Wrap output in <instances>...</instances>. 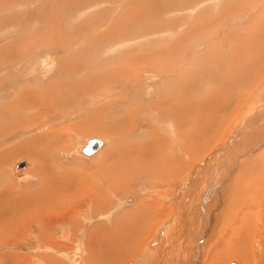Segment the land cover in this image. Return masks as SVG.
Masks as SVG:
<instances>
[{
    "label": "rangeland",
    "instance_id": "1",
    "mask_svg": "<svg viewBox=\"0 0 264 264\" xmlns=\"http://www.w3.org/2000/svg\"><path fill=\"white\" fill-rule=\"evenodd\" d=\"M182 1L183 0H145V1L144 0H59V1L58 0H0V49L1 47L3 48V50H1L0 53V61L1 64L3 65L0 67V89H2L0 90V97H1L0 100L3 102V108L5 106L4 108L5 111L11 106L10 103L12 105L14 104V101L17 104L22 102H23L22 104H24L25 101L26 102L28 101L27 103L30 104L31 102V104L33 103L34 105V106L33 105L29 106L30 107L29 110L24 109L25 112L21 113L20 110L18 111L17 104H14L13 106L15 105L16 106L15 107L12 106L14 108V110L13 108L12 110L15 112L10 110V112L8 111L6 113L8 116H10L11 112L12 114H14L15 119L11 114V117L13 119V120L11 119L13 121L12 124L13 127L10 129V131L12 132L8 130L9 132H7L5 135L0 136V153L7 152L11 149L10 152L11 154H5L7 160L4 159V161L2 162L3 156H1L2 158H0L1 160L0 161V165H1L0 166V214L5 216L6 214L18 212L14 217L11 216L10 218L8 217L6 219L7 220L6 225L2 224L4 219L0 217V234L3 232H7V234L12 233L11 231H9V229H13V228L18 229L19 225H22L23 227L22 229H24V231L21 230L19 234H15L11 238H7L6 240L0 238V257L5 256L6 252L15 253V254L20 253L21 254L20 256H15V261H16L15 264H19L18 257L21 256H25L23 259H21L22 264H45L44 262L45 259H47L45 260L46 263H48V261H52V263L50 264H54L53 262L57 261L56 259H59L58 256L60 255L65 256L63 252L68 253V255L81 254L82 253L81 251L73 253L72 252L73 248L81 249V246L84 245V250H85L87 248L85 245L87 243L86 240H87L88 232L94 228L95 223L98 222L96 224L98 225L101 220H106L105 222H107L106 224L107 226L113 224L112 222L119 221L125 224L124 227L133 226V224L135 226V223L137 224L138 222L136 226L138 227L140 226V227L138 229L136 227L135 228L136 230H139L140 228H142L140 229V231L147 232L149 230L146 235V238L145 237L144 239L142 238L143 239L142 243H144V247L142 246L141 243L142 246L141 249L139 248L140 241L138 238H135L136 240L134 239L132 240L130 239V237L125 238V240L123 241L124 244L121 245L119 251H118V246L113 247L114 249L112 247L107 249L103 247L102 244H100V246L96 248L97 244L93 242L95 245L92 243L91 247L94 248L92 250L90 249L89 251L94 254H97L99 251H101L104 257V259H102L104 264H112V262L116 261L115 258L118 255L120 257H123L125 254L124 252L126 250H127L126 252H130V253L134 252L136 253V255L132 256L130 253L129 255L128 254L125 255V257L123 258L124 260L123 264H181L184 260L185 253L186 255L188 254L190 255L189 256L190 259L191 257L193 258L192 262H194L195 259H198L197 260L198 264H209L208 262H210V258H211L210 256L213 252H216V255L220 254L221 247L220 244H217L218 237H216V233L214 231H212L213 235L210 237V239L206 238L205 242L202 244L201 249H198L197 247L196 250L194 248L191 249L190 243L184 242L183 240L184 235L185 237L189 235L190 226L187 228L185 227L186 229H184V235L182 233H179L180 234L179 236L178 233L176 232V236H174V231L178 230L177 226L179 225L178 222L181 218L180 216L176 218V210L179 207L180 199L183 198L186 189H188L191 182L194 183L192 179L194 177L195 168H198L199 165L205 163L204 161L206 160V158H208L205 155L207 154L212 155L217 150H219V148H221L226 142L228 143V140L232 136V134L236 133L238 127L239 128L241 127L240 123L243 122L242 126L243 127L245 126L246 122L249 121L248 113L251 112L252 110L251 107L253 106V102L255 101V99L253 100L250 99L246 105L244 103L242 111L240 110L239 116H237L238 118L236 117L235 118L236 120L234 119L233 121H228V123L230 124L228 131L226 128H220L219 132L221 139L218 140L217 138V140L211 141V143L208 146L206 144L200 145L198 148L194 146L193 151L192 149L190 150L188 146L187 152H185L182 155L181 149L183 145H182V140L179 139L180 132L177 130V128L182 127L183 129H187L185 130L186 133L188 130L191 129V127H193L191 132H189V134H192L193 136H190L191 137L190 138L188 135L189 137L188 144H190L191 139H193L191 141L193 143L200 142L203 134L202 128L204 129L205 125L207 127H210V129L216 128L212 126V124H209L214 122L207 120L209 121L207 124V122L203 120L205 118L201 116L202 115L201 110L202 112L204 110H208V106H211V104H209L211 103V100L212 103H217L219 108L223 103V102L221 103L222 98L223 97L225 98L228 95H230L228 97L232 101V98L235 96V92L232 91L236 89V86L234 87V85L235 84L239 85V82L241 83L245 80L246 82L244 81L245 82L244 87L246 89L242 87V95L244 96L242 101L240 102L241 105L246 97L245 94L247 95L252 90V88H254L259 83V81H261L262 77L264 76V67L261 66L262 62L264 61V59H262L264 54V29L262 30V28H264V18L259 17V15L260 12L261 15H264V0L262 1L256 0L254 2H252V0H242V2L244 3L243 6L246 4L244 7L246 8L252 7V8L246 11H239L235 14H233V12H235L236 9L232 13H231V9H229L220 16L215 15L212 10H209L210 0H186V3L190 1L188 4H186L185 2L182 3ZM223 1L227 2V0H223ZM260 1L261 3L257 7H255V4L259 3ZM147 3L148 4L153 3V5H151L147 9L148 11L147 10L145 11V8L148 5ZM213 3L214 4H212L211 7L217 9L219 12L220 9H218V6H220L222 0H219L217 5L216 2ZM232 4L236 5V0H233ZM123 10L125 11V13L123 12ZM217 10L215 12H217ZM256 11L257 13H254ZM121 12H123V15ZM229 13H231L232 15H229ZM209 19H211L212 22H210ZM244 19L247 22L244 23L245 25L242 24ZM122 20L126 22L124 23ZM154 20L159 22V24L162 27L160 28L159 27L160 25H158V23L155 24L156 21L154 23ZM162 22L163 24H161ZM170 22L172 24H169ZM219 26H222V28L216 29ZM22 29H25L28 33H30L31 39L29 42H25L26 44L22 41L23 36H20L18 38L16 37L17 33L23 34L20 31ZM212 30H214V32ZM187 33H189V35ZM26 34L23 35L25 36ZM242 34L243 35L246 34L250 38H254L256 40L257 45L251 47L252 42L251 40H248L249 37L247 38L246 35H244L243 37ZM111 35L113 36L111 37ZM27 38L28 37L25 36V40ZM177 39L178 41H176ZM169 43L170 45L175 46V47L170 46L172 52L174 51L173 55L175 54V56H180V57L173 60L172 63L173 66L171 65L172 67L171 71L168 69V71H164V73H161L160 67L162 68L163 66L164 68L162 69H165L168 68L169 65L167 63L168 61L165 60L167 58V55L163 56L162 52L164 50L160 51L161 53L159 52L158 55L153 54V52L155 53L156 51H159L160 50L158 49L159 47L167 48V46H169L168 45ZM103 46H105L106 48ZM23 47L25 48V50L22 51L21 53H17V50L19 49L22 50ZM128 47L130 48V50ZM177 47H179L180 50L175 49ZM243 49L246 50L244 51ZM147 50H149L150 52ZM101 51H103L106 54H104ZM120 51L122 52L119 53ZM135 53H137L139 56H142L143 55L142 53H144L145 55H143V58L141 57L142 59L141 58L139 59V57H137L138 55ZM130 54H132L131 55V58H133L132 61L130 60L131 59L130 57H127L128 55L130 56ZM146 54H149L151 58L149 57L147 59L149 55ZM161 55L163 57L158 58ZM235 55L237 56L234 57ZM6 56H8V58ZM231 56L233 57V59H231L232 58ZM243 56L245 57L243 58ZM105 57L106 59H104ZM119 57L122 59H120ZM108 58L109 60L107 61ZM137 58L139 59V61L137 60ZM126 59L130 60V62L125 61ZM144 59L146 60V62ZM154 59H156L155 62H157V64L159 65L158 71L155 72L154 70H156L157 67L155 68L153 67L152 63L156 64L155 62L152 61ZM158 59L162 60L161 62L163 63L159 62L160 60L158 61ZM117 60L120 61V63ZM141 60H143L145 64ZM135 61H137L138 63ZM232 61L233 62L236 61V62L232 63ZM43 62L45 65L47 63L49 65L44 66L42 68L40 64H42ZM132 62H134L135 64H133ZM148 62L149 64L152 65L151 68L149 67ZM245 62H248V64H246ZM34 63L35 65L37 64V66H35ZM129 63L131 64L129 65ZM256 63L258 64L256 65ZM244 64L249 66L248 67L249 72L247 70L245 74H238L239 71L244 72V70L246 69ZM28 65H32V67ZM228 65H230V69L233 70L231 71L232 73H230L231 75H238L240 77L246 74L247 75L246 78L240 79L235 83L233 82L234 83V84L232 83L233 86L231 84L230 86H228L227 91L224 92V90L221 87L224 86L221 85L222 77H220L219 74L220 72L222 74V71H224L227 67H229ZM84 66L87 67L85 68ZM122 66H124V68ZM131 66H135V67H131ZM236 66L238 70L237 72H235ZM22 67H24V69ZM127 68L128 70H126ZM132 68H134L133 69L134 72ZM258 68H260V71L259 73H257V77L253 80L252 77L249 78V76L252 75L253 69L257 71ZM129 69L132 71H130ZM126 72L128 74H126ZM158 74L159 76H157ZM65 75L66 76L69 75V77L67 76V80L66 77H64ZM124 75L126 77H124ZM3 76L6 77L4 78ZM70 76H72L73 78H71ZM60 77L62 78L63 81L58 79ZM74 77L76 78L74 79ZM7 79H10L11 81L10 82L8 81L7 83ZM135 79L137 82L135 81ZM64 80L66 82H69L71 86L70 89H66L64 88V86L59 87L60 85L63 84ZM170 80L175 82V84L173 82H170ZM162 81L164 83H161ZM167 81L170 84H174L176 88L180 86L177 88L178 90L175 89L177 90L176 93L180 94V95L178 94L179 96L182 95L184 96L183 92L186 93L187 92L186 90H188L186 96L188 94L187 98L190 99V102L185 103L183 99L182 100L178 99V101L180 102L177 103L178 101L174 100V102H172L175 105L173 106V108H175L176 106H177L176 108H178V106L180 108L181 104L182 105L185 104V106L186 104H188L190 108H188L186 112L191 116L192 119H195V121L198 122L196 125L197 126L199 125L198 126L199 128L196 125L193 126L194 121H191L190 119L187 120L189 122L186 124L177 125L175 121L176 117H178L177 115L183 117L181 112L176 113L178 112V110L175 111L174 113L172 109V112L175 115L177 114L175 116V119L172 120L166 117V115L163 112L155 113L154 110L149 109L148 107L149 99L147 95L148 92L153 88H159V84H161L160 87L161 86L163 87L164 86L163 84H168ZM176 83L178 84V86H176ZM49 84L51 87L49 86ZM108 84L110 85L111 88L109 87ZM80 85H91L93 88L84 90L82 89V87H79ZM12 86H14L13 87L14 89L12 88ZM34 86L35 87L37 86L36 89L34 88ZM65 86H69V85L66 84ZM183 86L186 88V90L185 88L183 89ZM187 87L190 89H187ZM17 88H20L22 92L21 93L20 91L15 92V90H19ZM23 89H25V91ZM37 89L40 91H38ZM41 89H43L42 94H41ZM49 89L51 92L49 91ZM262 90H263L262 93L258 94L256 97L260 98L262 96V103H264V87H262ZM12 91L14 92L11 93ZM62 91H64L63 93H65V95L63 94L64 96L61 95ZM226 92L227 93L229 92L230 94L229 93L227 94ZM138 93L139 94L143 93L146 95L143 94L139 95ZM1 94L3 96H1ZM13 94L15 95L13 96ZM16 94L18 95L17 97ZM71 94L72 96H70ZM213 94L217 96L216 99H213ZM38 95L39 97H37ZM135 95L138 96L134 97ZM34 97L35 100L33 99ZM40 97L42 99L41 101H40ZM47 97L49 102L47 100ZM31 98L33 100H31ZM209 98H211V100ZM64 99H68L70 101L65 103L63 102ZM231 101H229L227 104L230 103L233 104V102ZM40 102L42 103V105ZM47 102L49 103L48 106H47ZM39 105L42 106V109L40 108ZM62 106L63 109L65 108L66 111L63 109L61 111ZM34 108L36 109V112L34 111L35 110ZM67 108L70 109L67 110ZM223 109H224V105H223ZM1 110L2 109H0V111ZM228 111L227 113H229ZM1 112L5 113L4 111ZM1 112H0V116L2 115ZM44 112L45 114L47 113L45 115L46 117H44ZM207 112L209 114V110ZM23 114H26V116L32 122V125H25L23 123H22L23 125L20 124L23 118L26 119V117L22 116ZM97 115H99L98 118ZM162 115L165 116L162 117ZM114 116H116L117 118H115ZM215 118L218 119L220 117H215ZM167 119L170 120L168 121ZM103 121L104 122L108 121L107 123L108 126H106L107 129H105L108 133L102 134L99 132L100 129L97 130L95 128V123L96 122L103 123ZM122 121L125 122L123 126L128 128L127 130H124L125 129L124 128L122 129L123 132H119L118 129H113L115 126H117V122H122ZM80 123L82 125H79ZM5 124L6 123L4 119L0 118V130L2 131V132L0 131L1 133H3ZM126 124H129L128 125L129 127H127ZM78 125L79 127H77ZM91 126H92V128H90L91 130H88L87 128ZM50 127L62 131H64L65 129L69 130L64 136L65 139L62 141L58 140L61 142L57 143L59 144L66 142V144L64 145V149H59L58 147L56 148L57 144L55 146L52 145L51 143V140L53 138L52 136H51L52 138H47L46 136L40 135L41 131L44 132ZM153 127L156 128V132L160 131L159 133L162 134L159 135V133H157V135H159L158 137L162 138L160 140L161 144H164V146L166 145L168 147L171 145L169 149H166V151L168 150L167 154L170 155L169 156L170 158L175 160L174 162L176 164L179 161V159L185 160L186 156L189 158L187 159L186 162H184V165L180 168L179 166H177L178 164L176 165L172 160V163L171 165H169L170 166L169 168L165 167L162 169L161 171L162 174H165V172L169 169L175 173V177L172 184L173 188L171 186L172 189L171 191H167L168 187L165 185L163 186L164 182H162L158 178L154 179V181L152 182L150 181V179L148 180L146 177L144 178L141 177L140 174L128 175V173L133 172V170L132 171L127 170L124 172L123 170L124 167H122L123 165L121 162L122 160L120 161V165H119L121 170L114 169L112 172L110 170H106L105 172L103 171L100 172L97 170L99 166L107 164V162L103 160V158H98V156L101 153H103L106 149H109L108 153L112 151H113L112 153H114L116 148H119L121 146L123 147L128 143H132V144L137 143L139 146L143 147V149L140 150L139 152L141 156L138 157V160L144 158L143 159L145 161L144 164L149 165L150 168L153 169V171H157L159 168L155 167V165H158V160H156V158H153L151 160L153 166L152 163L148 160L152 155L151 154L152 149L148 145V143L153 136V131L151 130V128ZM129 128L132 130H130ZM96 130L98 132H96ZM226 131L227 134L224 136L223 134ZM204 132L207 134L211 133V131L209 132V130L207 131L204 130ZM128 134H130L129 138L131 136L132 141H130L131 139L129 140V138L127 137ZM148 134H150L151 136ZM133 135L135 136L134 139H133L134 137ZM137 137L138 139L144 137L143 138L144 141L142 140V138L139 140L136 139ZM30 138L32 139V141L29 144V146H26V143H28V140H30ZM88 138H99L103 142L102 145L103 144L104 145L101 146L102 148L95 154L91 156H84L80 154L76 149L80 145L81 148L85 144V141ZM247 138L249 140V134H247ZM200 143H198V145ZM202 148L204 149L205 152L203 151ZM135 149L136 147L132 146L131 150L134 151ZM24 150L25 153L27 152V150H30L32 156L26 155L24 153ZM260 150L263 149L260 148ZM257 152H259V150L257 151L256 149V153ZM249 155L253 156V152H250ZM180 156H183V158L182 157L180 158ZM21 158L27 160L28 165L26 166L25 169L23 168L24 166L23 165L20 168L22 171L18 169L19 173L13 174L12 166L17 160L19 159L21 160ZM160 158H162V156L158 157V159ZM10 159H12L11 163L9 161ZM110 160L113 159L110 158L108 161ZM6 161L8 163L5 164ZM116 165L118 166V164L106 165V167L104 168L107 169L110 166V168L112 169ZM236 165H239V163L236 162ZM255 167L258 170L261 169L259 164L256 165ZM240 168H241L240 166H237L234 169V171L236 170L235 172H237ZM65 171H68L69 174L72 171L81 174L83 176L81 184L85 185L86 188H91L92 184H98L102 189H104L103 188L104 186H102L101 181L104 184L106 181L107 187L110 186V182L109 180H105L106 176L102 175L104 178L98 179L96 176H94V173L95 172H99L101 174L106 173L107 175L110 176L109 179L112 178V180H114L113 183L115 181L119 183V185L117 186H119L120 189L111 192H107L103 190V193L100 192L101 193L100 197H94L95 199L101 200L103 205H104L103 199H105L104 206L98 205V203L100 202L96 201V204L98 206L94 207L95 206L94 203L90 202L91 199L80 201L79 203L76 204H73V201L71 202V204L66 203V201H63L61 203L54 202L56 196H58L59 198L63 197L62 192L65 193L70 192L71 198L76 199V197L73 196L71 192L73 190L72 184L70 183L72 180L68 177L69 175H66L67 172ZM244 175H243L244 180L245 177L252 176L250 172ZM120 176L123 178H120ZM115 177H117L118 179L117 178L116 180L113 179ZM165 178L168 180L167 176H165ZM121 179L123 180L121 181ZM159 181L162 184L157 186L156 183H158ZM58 185H63L64 188L61 189ZM51 186H56V187H53V189H51L52 188ZM196 189L199 190L198 187ZM49 190L53 192L51 195ZM201 190L202 189H200L196 193L197 195L194 199L190 198L189 203L191 206L194 205L195 200L198 198V195H201L200 194ZM37 191L39 192L40 195H42L39 196V198H41L40 201L42 202L43 200L47 204H50V207H47L46 205L41 204L39 202H35L36 204L30 202L32 198H35L34 196H36L35 194L38 193ZM86 191L88 192L89 190L84 189L83 193H85ZM153 192L155 194H153ZM30 193L33 194L31 195ZM60 194L61 196H59ZM160 194L162 195L164 194L163 197L159 196ZM42 197H45V199ZM50 199L53 202H51ZM183 199L187 200L186 198ZM78 200L81 199H77V201ZM147 201L153 203L156 202L155 206L156 207L158 206L157 207L158 209L156 208V210L154 209V211L158 212L157 213L158 216L154 215L155 213H152V211H151L152 216L150 215L151 213L149 211H148L149 213L145 211L146 208L151 205V203H148ZM142 202H144L143 204L145 205L147 203L146 207L142 206L143 205L141 204ZM215 202H217L216 199L213 200V204H214L213 206H209L208 203L207 213L209 219L213 217V213L215 214L216 211H218V209H216L217 207L214 208V206L217 204ZM262 202H264V199H259V201L257 202L258 209L257 208H256L257 210L255 209V215L257 216L256 219L257 227L255 226V228L257 232H255V237L253 239L254 251L252 253L254 255L255 260H260L261 259L260 256H262V253L264 252L263 251L264 248L260 247V245H262L260 236L262 235L263 231L259 229L260 215H261L260 210L263 204ZM62 203L65 204L62 205ZM138 203H140V206ZM55 204L58 206H56ZM30 207H32L31 208L32 211L30 210ZM55 207L58 208L56 209ZM135 208L136 209L138 208L137 210L141 212H139V214L136 213L137 210ZM65 209H69L70 211L67 212ZM34 210L38 213H40L39 210H42L44 214L41 216H36ZM106 212L108 213L109 216H112L113 215L112 213H114V215L118 217L115 220L110 219V217L107 215ZM127 213L130 214L128 215ZM229 214L230 213L228 211V213L225 216H228ZM44 215L50 217L52 220L48 218H44ZM221 215L223 216V214ZM222 216H220L221 218L220 220L218 219L219 221L222 220ZM215 217L218 218L217 215ZM201 218L202 217H200V219ZM144 219L145 220L147 219V221H145ZM200 219L197 222V217L194 218V223H192L193 225L191 226V227L194 226L193 232H197L199 229H202V225L205 224V221H203L202 223ZM233 219L236 220L235 218ZM230 220H232V218L226 221H230ZM142 225L144 227H142ZM199 225H201V228ZM218 226H220V222H218L217 227ZM179 229L182 230V228ZM256 233L259 234V236ZM98 234H100V232ZM173 238L175 239L176 242L175 245L171 244L173 242ZM122 247L125 248L122 249ZM139 251L142 252L138 253ZM208 251L210 252V256L208 254L209 253ZM101 252L98 254L97 258H100L102 256ZM112 252L115 254H112ZM165 253L167 254L164 255ZM219 256L221 257V259L225 257L221 255ZM111 258L113 261H111ZM164 258L165 261L163 262ZM12 259L13 258H2V260L0 259V264H11ZM231 262H235L236 264H239L238 261L234 258L229 259L228 264H230ZM258 262L255 261V263L253 264H257ZM64 264H72V262L69 261V258H67L65 259Z\"/></svg>",
    "mask_w": 264,
    "mask_h": 264
},
{
    "label": "bare ground",
    "instance_id": "2",
    "mask_svg": "<svg viewBox=\"0 0 264 264\" xmlns=\"http://www.w3.org/2000/svg\"><path fill=\"white\" fill-rule=\"evenodd\" d=\"M59 1V0H58ZM145 1V0H144ZM254 1H256V0H252V2H254ZM140 2V1H139ZM183 2H185L186 3V0H183L182 1V3ZM190 1H188V3H189ZM196 2V1H195ZM242 2V1H241ZM4 3V2H3ZM180 3V2H179ZM188 3H186V4H188ZM251 3V2H250ZM134 4V3H133ZM137 4H138V2H137ZM148 4V3H147ZM141 5V4H140ZM151 5H153V3H150V4H148L147 5V7L145 8V11L151 6ZM184 5V4H183ZM233 5V4H232ZM235 5V4H234ZM246 5V4H245ZM244 5V6H245ZM250 5V4H249ZM156 6V5H155ZM173 6V5H172ZM181 6V5H180ZM179 6V7H180ZM258 6V3L257 4H255V7H257ZM132 7V6H131ZM144 7V6H143ZM143 7H142V9H143ZM191 7V6H190ZM262 7V6H261ZM140 8V7H139ZM138 8V9H139ZM153 8V7H152ZM178 8V7H177ZM136 9V8H135ZM183 9V8H182ZM218 9H219V6H218ZM127 10H129V9H127ZM126 10V11H127ZM45 11V10H44ZM148 11V10H147ZM261 11V10H260ZM263 11V10H262ZM35 12V11H34ZM123 12L125 13V11L123 10ZM123 12H121L122 13V15H123ZM217 12H218V10H217ZM220 12V11H219ZM120 13V14H121ZM131 13V12H130ZM254 13H257V11L256 12H254ZM141 14V13H140ZM131 15V14H130ZM257 15V14H256ZM260 15H261V12H260ZM121 16V15H120ZM120 16H119V18H120ZM129 16V15H128ZM132 17V16H131ZM130 17V18H131ZM201 17V16H200ZM262 17V16H261ZM101 18V17H100ZM158 18V17H157ZM156 18V19H157ZM100 20V19H99ZM102 20V19H101ZM125 20V19H124ZM192 20H193V18H192ZM210 20V22H212L211 21V19H209ZM123 21V20H122ZM126 21H127V19H126ZM125 21V22H126ZM155 21L156 20H154V23H155ZM181 21V20H180ZM197 21V20H196ZM208 21V20H207ZM206 21V22H207ZM96 22V21H95ZM98 22V21H97ZM101 22V21H100ZM124 22V21H123ZM122 22V23H123ZM124 22V23H125ZM193 22V21H192ZM103 23V22H102ZM153 23V22H152ZM158 23V25H160L159 24V22H157L156 21V23L155 24H157ZM260 23V22H259ZM154 24V25H155ZM161 24H163V22L161 23ZM169 24H172L171 22L169 23ZM174 24V23H173ZM205 24V23H204ZM99 25V24H98ZM101 25V24H100ZM153 25V24H152ZM152 25H151V27H152ZM254 25V24H253ZM165 26V25H164ZM160 28L162 27L161 25L159 26ZM158 27V28H159ZM195 27H197V26H195ZM26 28V27H25ZM153 28H154V26H153ZM157 28V27H156ZM187 28V27H186ZM104 29V28H103ZM152 29V28H151ZM202 29V28H201ZM264 28H262V30H263ZM154 30V29H153ZM156 30V29H155ZM208 30V29H207ZM133 31V30H132ZM183 31V30H182ZM213 32H214V30H212ZM120 32V31H119ZM126 32V31H125ZM197 32V31H196ZM106 33V32H105ZM232 33V32H231ZM233 33H235V32H233ZM108 34H110V33H108ZM123 34V33H122ZM188 35H189V33H187ZM237 34H239V33H237ZM247 34V33H246ZM246 34H244V35H246ZM192 35V34H191ZM210 35V34H209ZM244 35L242 34V36L244 37ZM109 36V35H108ZM113 35H111V37H112ZM115 36V35H114ZM185 36V35H184ZM247 36V35H246ZM52 37V36H51ZM183 37V36H182ZM187 37V36H186ZM203 37V36H202ZM249 36H247V38H248ZM106 38V37H105ZM184 38V37H183ZM182 38V39H183ZM247 38H246V40H247ZM250 38V37H249ZM248 38V40H251V42H252V44H251V42H250V44H251V47L252 46H254V45H257V43H256V40L254 39V38H250L249 39ZM56 39V38H55ZM176 39V38H175ZM175 39H173V40H175ZM180 39V38H179ZM185 40H186V38H185ZM190 40V39H189ZM52 41V40H51ZM170 41V40H169ZM176 41H178V39L176 40ZM175 41V42H176ZM181 41V40H180ZM197 41V40H196ZM29 42V41H28ZM174 42V43H175ZM193 42V41H192ZM248 42V41H247ZM62 43V42H61ZM183 43V42H182ZM245 43V42H244ZM55 44V43H54ZM178 44V43H177ZM217 44V43H216ZM246 44V43H245ZM249 44V45H250ZM141 45V44H140ZM166 45V44H165ZM169 46H167V48H158V49H160L159 51H156L155 53L153 52V54H159V52L160 51H163L162 52V54H163V56L164 55H167V58L165 59L166 61H168L167 63L169 64L168 65V68H165V69H162V68H164L163 66H162V68L160 67V72L161 73H164V71H168V69L171 71V69H172V67H171V65H172V63H173V60L174 59H176V58H179L180 56H175V54L173 55V53H174V51L172 52V50H171V48H170V46L172 47V46H174V45H170V43L168 44ZM249 45H248V47H249ZM144 46V45H143ZM146 46V45H145ZM151 46V45H150ZM159 46V45H158ZM161 46V45H160ZM262 46V45H261ZM29 47V46H28ZM100 47V46H99ZM103 47H105V46H103ZM121 47V46H120ZM133 47V46H132ZM135 47V46H134ZM149 47V46H148ZM162 47V46H161ZM175 47V46H174ZM173 47V48H174ZM200 47V46H199ZM215 47V46H214ZM51 48V47H50ZM89 48V47H88ZM106 48V47H105ZM118 48V47H117ZM129 48V47H128ZM147 48V47H146ZM150 48H152V47H150ZM241 48V47H240ZM243 48V47H242ZM245 48V47H244ZM144 49V48H143ZM143 49H141V50H143ZM175 49H179V47H177V48H175ZM183 49V48H182ZM181 49V50H182ZM189 49V48H188ZM1 50H3V48L1 47V49H0V53H1ZM25 50V48L23 47L22 48V50L21 49H19V50H17V53H21L22 51H24ZM29 50V49H28ZM113 50V49H112ZM117 50V49H116ZM129 50H130V48H129ZM146 50V49H145ZM152 50V49H151ZM153 50H154V47H153ZM152 50V51H153ZM166 50V51H165ZM180 50V49H179ZM240 50V49H239ZM238 50V51H239ZM244 50V49H243ZM242 50V51H243ZM246 50V49H245ZM244 50V51H245ZM44 51H46V50H44ZM107 51H109V50H107ZM147 51H149V50H147ZM152 51H151V53H152ZM178 51V50H177ZM237 51V50H236ZM101 52H103V51H101ZM122 51H120L119 53H121ZM150 52V51H149ZM148 52V53H149ZM194 52V51H193ZM259 52V51H258ZM104 53V52H103ZM118 53V54H119ZM139 53V52H138ZM161 53V52H160ZM216 53V52H215ZM218 53V52H217ZM235 53V52H234ZM95 54V53H94ZM104 54H106V53H104ZM135 54H137V53H135ZM134 54V55H135ZM140 54V53H139ZM143 55H145L144 53H142ZM204 54V53H203ZM237 54H238V52H237ZM242 54V53H241ZM240 54V55H241ZM7 55V54H6ZM131 55L132 54H130V56L128 55L127 57H130L131 58ZM138 55V54H137ZM143 55L142 56H137V57H139V59L142 57L143 58ZM146 55H149V54H146ZM190 55V54H189ZM201 55V54H200ZM215 55V54H214ZM19 56V55H18ZM81 56V55H80ZM120 56H121V54H120ZM162 55L161 56H156V57H158V58H160V57H163ZM232 56H233V54H232ZM231 56V57H232ZM237 55H235L234 57H236ZM255 56V55H254ZM7 58H8V56H6ZM107 57V56H106ZM106 57L104 58V59H106ZM112 57V56H111ZM111 57H109V58H111ZM116 57V56H115ZM126 57V56H125ZM136 57V56H135ZM150 57V55L147 57V59ZM188 57V56H187ZM245 56H243V58H244ZM247 57V56H246ZM14 58V57H13ZM16 58V57H15ZM84 58H85V56H84ZM83 58V59H84ZM109 58L107 59V61L109 60ZM120 58V57H119ZM118 58V59H119ZM129 58V59H130ZM141 58V59H142ZM151 58V57H150ZM154 58V57H153ZM239 58V57H238ZM23 59V58H22ZM47 59V58H46ZM79 59H81V58H79ZM78 59V60H79ZM88 59V58H87ZM102 59V58H101ZM113 59H114V57H113ZM120 59H122V58H120ZM132 59L133 58H131L130 60L132 61ZM139 59L137 58V60L139 61ZM231 59H233V57L231 58ZM236 59V58H235ZM262 59H264V54H263V58ZM261 59V60H262ZM18 60V59H17ZM130 60H125V61H129L130 62ZM135 60V59H134ZM145 60V59H144ZM160 59H158V61H159ZM180 60V59H179ZM7 61V60H6ZM84 61V60H83ZM98 61H100V60H98ZM118 61V60H117ZM141 61H143V60H141ZM148 61H150V60H148ZM153 62H155L156 61V59H154V60H152ZM162 60H160L159 62H161ZM195 61V60H194ZM193 61V62H194ZM39 62V61H38ZM86 62H88V61H86ZM105 62V61H104ZM119 63H120V61H118ZM123 62V61H122ZM135 62H137V61H135ZM144 62V61H143ZM142 62V63H143ZM145 62H146V60H145ZM145 62H144V64H145ZM236 62V61H235ZM235 62H233L232 61V63H235ZM11 63V62H10ZM12 63H14V62H12ZM36 63H37V61H36ZM66 63V62H65ZM90 63V62H89ZM119 63H118V65H119ZM128 63V62H127ZM133 64H135L134 62H132ZM138 63V62H137ZM156 64H154V63H152L153 64V67L155 68V67H157L156 68V70H154V72L155 71H158V64H157V62H155ZM161 63H163V62H161ZM231 63V64H232ZM246 64H248V62H245ZM249 63H251V62H249ZM262 63H264V61L262 62ZM6 64V63H5ZM19 64V63H18ZM31 64V63H30ZM102 64V63H101ZM131 63H129V65H130ZM148 64H149V62H148ZM222 64V63H221ZM246 64H244L245 65V70H244V72H242V71H239V73L238 74H245V72L248 70V65H246ZM258 63H256V65H257ZM7 65V64H6ZM33 65V64H32ZM32 65H28V66H31L32 67ZM34 65H35V63H34ZM41 65V67L43 68L44 66H48L49 64L47 63L46 65L44 64V62L42 63V64H40ZM76 65V64H75ZM85 65H87V64H85ZM91 65V64H90ZM105 65V64H104ZM151 64H149V67L151 68L152 67V65L150 66ZM189 65V64H188ZM1 66H3L2 64H1V61H0V67ZM14 66V65H13ZM24 66V65H23ZM35 66H37V64L35 65ZM64 66H66V65H64ZM136 66V65H135ZM135 66H131V67H135ZM145 66V65H144ZM173 66V65H172ZM229 67H227L224 71H222V74H221V72H220V74H219V76L220 77H222L221 79H222V81H221V85H224V86H221L222 87V89L224 90V92L225 91H227V88H228V86H230L233 82L235 83L236 81H239L240 79H243V78H246V75H243V76H238V75H231L230 73H232L231 71H233V70H231L230 69V65H228ZM232 66V65H231ZM10 67V66H9ZM85 67V66H84ZM87 67V66H86ZM85 67V68H86ZM96 67V66H95ZM100 67V66H99ZM101 67H102V65H101ZM111 67H114V66H111ZM115 67H116V65H115ZM118 67V66H117ZM120 67H121V64H120ZM119 67V68H120ZM123 68H124V66H122ZM138 67V66H137ZM141 67V66H140ZM147 67V66H146ZM171 67V68H170ZM259 67V66H258ZM7 68V67H6ZM19 68V67H18ZM17 68V69H18ZM23 69H24V67H22ZM27 68H29V67H27ZM40 68V67H39ZM89 68V67H88ZM108 68V67H107ZM122 68V69H123ZM144 68V67H143ZM149 68V69H150ZM154 68H152V69H154ZM22 69V70H23ZM46 69V68H45ZM102 69V68H101ZM113 69V68H112ZM134 68H132V70H133ZM142 69V68H141ZM148 69V68H147ZM19 70H21V69H19ZM34 70V69H33ZM43 70V69H42ZM108 70V69H107ZM126 70H128V68L126 69ZM130 70V69H129ZM132 70H130V71H132ZM25 71V70H24ZM50 71V70H49ZM83 71V70H82ZM88 71V70H87ZM92 71H93V69H92ZM102 71V70H101ZM100 71V72H101ZM111 71V70H110ZM136 71H137V69H136ZM139 71V70H138ZM145 71V70H144ZM150 71H152V70H150ZM234 71H235V68H234ZM238 70H237V66H236V71L235 72H237ZM259 71H260V68H258L257 69V71H255L254 69H253V71H252V75L251 76H249V78L250 77H252V80L253 79H255L256 77H257V73H259ZM36 72H38V71H36ZM98 72V71H97ZM107 72V71H106ZM128 72V71H127ZM126 72V74H128ZM133 72H134V70H133ZM153 72V73H154ZM248 72H249V70H248ZM65 73H68V72H65ZM72 73V72H71ZM86 73H88V72H86ZM110 73V72H109ZM115 73V72H114ZM123 73V72H122ZM131 73V72H130ZM136 73V72H135ZM146 73V72H145ZM148 73V72H147ZM56 74V73H55ZM124 74V73H123ZM151 74H152V72H151ZM70 75V74H69ZM69 75H67L68 77H69ZM87 75V74H86ZM93 75V74H92ZM116 75V74H115ZM167 75V74H166ZM2 76V75H1ZM17 76H19V75H17ZM28 76V75H27ZM32 76V75H31ZM67 76L65 75L64 77H66V80H67ZM109 76H111V75H109ZM118 76H120V75H118ZM152 76V75H151ZM157 76H159V74L157 75ZM163 76H165V75H163ZM4 77V76H3ZM6 77V76H5ZM4 77V78H5ZM44 77V76H43ZM71 78H73L72 76H70ZM124 77H126L125 75H124ZM133 77H135V76H133ZM153 77V76H152ZM156 77V76H155ZM161 77V76H160ZM13 78V77H12ZM11 78V79H12ZM32 78V77H31ZM57 78V77H56ZM76 77H74V79H75ZM112 78V77H111ZM150 78V77H149ZM247 78H248V76H247ZM58 79H60L61 81H63L62 80V78L60 77V78H58ZM65 79V78H64ZM69 79V78H68ZM121 79V78H120ZM2 80V79H1ZM16 80H17V78H16ZM70 80V79H69ZM101 80V79H100ZM138 80V79H137ZM190 80V79H189ZM4 81V80H3ZM8 81L10 82L11 80L10 79H7V83H8ZM42 81H44V80H42ZM42 81H40V82H42ZM59 81V80H58ZM60 81V82H61ZM79 81V80H78ZM135 81H136V79H135ZM245 81V80H244ZM239 82V85L238 84H235L234 85V87L236 86V89H234V91H232V92H235V96L232 98V101H231V99L228 97V96H230V95H228V96H226L225 98L223 97L222 98V100H221V106L218 108V104L217 103H212V100H211V98H209L210 100H211V103H209V104H211V106H208V110H209V114H208V110H204V107H203V112H202V110H201V113H202V117L203 118H205V119H203V120H205L206 122H207V124H208V122L209 121H207V120H210L211 122H214V123H209V124H212V126H214V127H216L215 129H210V127H207L206 125H205V127H204V129L202 128V130H203V134H202V139L200 140V142H198V143H200L199 145H198V143L196 142V143H193V142H191L193 139H191V141H190V144H188V142H189V137L190 136H193L192 134H189V132H191V130L193 129V127H191V129L190 130H188L186 133H185V130H187V129H183L182 127H179V128H177V130L180 132L179 133V139H181L182 140V145H183V147H182V149H181V151H182V155L185 153V152H187V150H188V146H189V149L191 150L192 149V151H193V149H194V146H196V148H198L200 145H204V144H206L207 146L211 143V141H213V140H217V138H218V140H220L221 138H220V128H226L227 129V131H228V129H229V123H228V121H233L237 116H239V112H237V106L240 104V102H241V100L243 99L242 97H243V95H242V87H244V84H245V82ZM17 82V81H16ZM113 82V81H112ZM112 82H111V84H112ZM118 82V81H117ZM128 82H129V80H128ZM137 82V81H136ZM145 82V81H144ZM168 82V81H167ZM170 82H173V81H171L170 80ZM177 82V81H176ZM215 82V81H214ZM260 82V81H259ZM132 83H133V81H132ZM161 83H164L163 81L161 82ZM166 83V82H165ZM174 84H175V82H173ZM180 83V82H179ZM233 83V84H234ZM59 84V83H58ZM57 84V85H58ZM66 84H68L69 86H65ZM174 84H170L169 82H168V84H163L164 86L162 87H160V85L161 84H159V88H153L152 90H150L149 92H148V99H149V101H148V103H149V109H151V110H154L155 111V113L156 112H163L165 115H166V117H168V118H170V119H175V116L177 115H175L174 113H175V111H177L178 110V112H176V113H179V112H181L182 113V115H183V117H181V116H179V115H177L178 117H176V119H175V121H176V124L177 125H183V124H186V123H188L189 121H187V120H191V121H194V123H193V126H195L198 122H196L195 121V119H192L191 118V116L186 112L187 110H188V108H190V106L188 105V104H186V106H185V104L184 105H182L181 103V106H180V108H179V106H178V108H173V106H175L172 102H174V100L175 101H178V99H180V100H182L183 99V101L186 103H188V102H190V99L189 98H187L188 97V94H187V96H186V93L188 92V90H186V88L183 86V89L185 88V90L187 91L186 93L185 92H183L184 93V96L182 97V96H179L180 94L179 93H176V91L178 90L177 88L178 87H180V86H178V84L176 83V86H178L177 88L175 87V85ZM233 84H232V86H233ZM8 85V84H7ZM100 85H102V84H100ZM109 85V84H108ZM181 85V84H180ZM15 86V85H14ZM14 86H12V88L14 87ZM19 86V85H18ZM24 86V85H23ZM38 86V85H37ZM36 86V87H37ZM49 86H50V84H49ZM62 86H64V88H66V89H70L71 88V86H70V84H69V82H66L65 80H64V82H63V84L62 85H60L59 87H62ZM158 86V85H157ZM28 87V86H27ZM36 87L34 86V88L36 89ZM51 87V86H50ZM53 87V86H52ZM55 87V86H54ZM79 87H82V89H84V90H87V89H89V88H93L91 85H80ZM109 87H110V85H109ZM109 87H107V88H109ZM21 88V87H20ZM20 88H17V89H19V90H15V92H19L20 91V93L22 92V90H20ZM25 88V87H24ZM32 88V87H31ZM111 88V87H110ZM151 88V87H150ZM217 88V87H216ZM233 88V87H232ZM245 88V87H244ZM9 89V88H8ZM14 89V88H13ZM34 89V90H35ZM46 89V88H45ZM48 89V88H47ZM120 89V88H119ZM175 89H177V90H175ZM187 89H190V88H188L187 87ZM241 89V90H240ZM246 89V88H245ZM253 89V88H252ZM0 90H2V89H0ZM24 91H25V89H23ZM32 90V89H31ZM38 90V89H37ZM51 90H52V88H51ZM182 90V89H181ZM214 90H216V89H214ZM26 91H28V90H26ZM38 91H40V90H38ZM37 91V92H38ZM42 91H43V89H41V94H42ZM49 91H50V89H49ZM195 91V90H194ZM246 91V90H245ZM14 91H12L11 93H13ZM45 92V91H44ZM46 92H48V91H46ZM51 92V91H50ZM50 92H49V95H50ZM61 92V91H60ZM64 91H62V94L61 95H65V93H63ZM69 92H72V91H69ZM68 92V93H69ZM135 92V91H134ZM3 93H5V92H3ZM35 93H36V91H35ZM40 93V92H39ZM190 93V92H189ZM205 93V92H204ZM227 93V92H226ZM229 93V92H228ZM227 93V94H228ZM251 93V92H250ZM33 94V93H32ZM56 94V93H55ZM70 94V93H69ZM103 94V93H102ZM139 94V93H138ZM141 94V93H140ZM139 94V95H140ZM143 94V93H142ZM141 94V95H142ZM179 94V95H178ZM230 94V93H229ZM12 95V94H11ZM10 95V96H11ZM15 94H13V96H14ZM25 95V94H24ZM29 95H31V94H29ZM40 95V94H39ZM39 95L37 96V97H39ZM46 95V94H45ZM60 95V96H61ZM63 95V96H64ZM143 95H146V94H143ZM211 95V94H210ZM1 96H3L2 94H1ZM18 95L16 94V97H17ZM34 96V95H33ZM52 96V95H51ZM54 96V95H53ZM70 96H72V94L70 95ZM136 96H138V95H135L134 97H136ZM245 96H247L246 94H245ZM43 97V96H42ZM45 97V96H44ZM55 97V96H54ZM80 97V96H79ZM93 97V96H92ZM147 97V96H146ZM207 97V96H206ZM210 97V96H209ZM216 95L215 94H213V99H216ZM20 98V97H19ZM58 98V97H57ZM66 98H67V96H66ZM0 99H1V97H0ZM16 99H18V98H16ZM34 100H35V97L33 98ZM32 98H31V100H33ZM39 99V98H38ZM44 99H46V98H44ZM62 99V98H61ZM12 100V99H11ZM31 100H29V101H31ZM42 99H41V97H40V101H41ZM47 100H48V97H47ZM52 100V99H51ZM51 100H50V102H51ZM53 101H55V100H53ZM61 101V100H60ZM68 101H70V100H68V99H64V101L63 102H68ZM73 101H74V99H73ZM183 101H181V102H183ZM216 101V100H215ZM229 101H231V102H233V104H227ZM245 101H246V99H245ZM19 102H21V101H19ZM28 102V101H27ZM26 101L24 102V104H22V103H15V101H14V104H17V108H18V111L20 110V112L22 113V112H25L24 111V109H26V110H29L30 109V107L29 106H31V105H33V103L31 104V102H30V104L29 103H27ZM34 102V101H33ZM48 102H49V100H48ZM47 102V106H48V103ZM59 102V101H58ZM62 102V101H61ZM62 102V103H63ZM180 101H178L177 103H179ZM35 103V102H34ZM41 103V102H40ZM44 103H45V101H44ZM77 103V102H76ZM245 103V102H244ZM13 104V105H14ZM39 104V103H38ZM70 104V103H69ZM68 104V105H69ZM10 107L5 111V106H4V108H3V102L0 100V106H1V108L0 109H2L1 111H4L5 113H2L1 111V113H2V115L0 116V118H2V119H4V121H5V125H4V130H3V133H1L0 132V136H2V135H5L7 132H9L10 131V129L13 127V119H12V117H11V114H12V112H11V114H10V116H8L6 113L9 111L10 112V110H12V108L13 107H15V106H13L11 103H10ZM41 105H42V103H41ZM45 105H46V103H45ZM126 105V104H125ZM191 105V104H190ZM223 105H224V109H223ZM9 106V105H8ZM13 106V107H12ZM34 106V105H33ZM40 106V105H39ZM73 106V105H72ZM102 106V105H101ZM147 106V105H146ZM185 106V107H184ZM192 106V105H191ZM194 106V105H193ZM199 106V105H198ZM55 107V106H54ZM66 107H67V105H66ZM76 107V106H75ZM96 107V106H95ZM201 107V106H200ZM230 107V108H229ZM40 108L42 109V106H40ZM59 108V107H58ZM99 108V107H98ZM103 108V107H102ZM194 108V107H193ZM217 108H218V110H217ZM239 108V107H238ZM32 109H33V107H32ZM35 109V108H34ZM38 109V108H37ZM60 109V108H59ZM62 109H63V106H62V108H61V111H62ZM70 108H67V110H69ZM72 109V108H71ZM172 109H173V111H174V113L172 112ZM196 109V108H195ZM13 110H14V108H13ZM12 110V111H13ZM51 110V109H50ZM63 110H65V108L63 109ZM73 110V109H72ZM145 110V109H144ZM229 110V111H228ZM32 111V110H31ZM35 112H36V109L34 110ZM40 111V110H39ZM66 111V110H65ZM94 111V110H93ZM92 111V112H93ZM97 111V110H96ZM96 111H95V113H96ZM130 111V110H129ZM132 111V110H131ZM137 111V110H136ZM142 111V110H141ZM149 111V110H148ZM227 111L229 112V113H227ZM253 111V110H252ZM13 112H15V111H13ZM27 112V111H26ZM98 112V111H97ZM126 112V111H125ZM152 112V111H151ZM189 112V111H188ZM194 112V111H193ZM19 113V112H18ZM66 113V112H65ZM94 113V114H95ZM136 113V112H135ZM153 113V112H152ZM181 113H180V115H181ZM200 113V114H201ZM34 114V113H33ZM47 114V113H46ZM45 112H44V117H46L45 115ZM263 114V113H262ZM13 115V118H14V114H12ZM18 115V114H17ZM37 115V114H36ZM42 115V114H41ZM87 115V114H86ZM96 115V114H95ZM165 115H162V117L163 116H165ZM215 115V116H214ZM223 115V116H222ZM23 117H26V119L25 118H23V120H21V122H20V124H25V125H32V122L30 121V119L26 116V114H23L22 115ZM94 116V115H93ZM193 116V115H192ZM16 117V116H15ZM99 117V115H97V118ZM115 118H117L116 116H114ZM160 117V116H159ZM158 117V118H159ZM215 117H220V118H215ZM250 117H252V116H250ZM249 117V118H250ZM19 118V117H18ZM96 118V117H95ZM135 118V117H134ZM157 118V117H156ZM238 118V117H237ZM12 119V120H11ZM15 119V118H14ZM170 119H167L168 121L170 120ZM197 119V118H196ZM251 119H254L253 117L251 118ZM44 120V119H43ZM93 120V119H92ZM109 120V119H108ZM166 120V121H167ZM236 120V119H235ZM238 120V119H237ZM162 121H163V119H162ZM161 121V122H162ZM254 121V120H253ZM17 122V121H16ZM140 122V121H139ZM235 122V121H234ZM252 122V121H251ZM264 122V120H262L261 118H259L258 120H257V122H252L253 123V127H256L255 128V130H254V132L253 131H250L251 130V128H252V126L250 127V129L248 128V129H244L243 127L241 128L240 127V132H237V133H233L232 134V136L229 138V140H228V143L226 142L221 148H219V150H217L215 153H213L212 155H205L206 157H208V158H206V160L204 161L205 163V165L204 164H202V165H199V167H200V169H199V167L198 168H195V171H194V177H193V179H192V181L194 182V183H196V184H194V183H192L191 182V184H190V186L188 187V189H186V191H185V193H184V196H183V198H186L187 200H184L183 198H181L180 199V204H179V207H178V209L176 210V218H178L179 216L181 217L180 218V220H179V225L177 226V229L178 230H176V231H174V236H176V232L178 233V235L180 236V234L179 233H182L183 235H184V229H186L187 227H189L190 226V233H189V235L187 236V237H185V235H184V238H183V240H184V242H189L190 243V248L191 249H195L196 250V248L198 247V249H201V247H202V244L205 242V240H206V238L207 239H210V237L213 235V232L212 231H214L215 233H216V237H218V241H217V244H220V247H221V249H220V254H217L216 255V252H213L212 254H211V256H210V252L208 253L209 254V256L211 257L210 258V262H208L209 264H228V261H229V259H231V258H234V259H236L237 261H238V263L239 264H253V263H255V261L256 262H258L257 264H264V252L262 253V256H260V260H255L254 259V255L252 254L253 253V251H254V248H253V239H254V237H255V232H257L256 231V228H255V226H256V219H257V216L255 215V209L258 207V205H257V202L259 201V199H264V148H263V150H260L259 152H257V154H255V155H253V156H251V155H249L250 154V152H252L251 151V147H248V146H250L251 145V143L253 142V141H257V140H259L260 138H262L263 136H264V130L259 126V124L260 123H263ZM4 123V122H3ZM19 123V122H18ZM82 123V122H81ZM79 124V125H82V124ZM107 123H108V121H103V123L101 122V123H98V122H96L95 123V125H97V126H99V127H97L96 129L98 130V129H100V133H108L105 129H107V127L106 126H108L107 125ZM170 123V122H169ZM22 124V125H23ZM125 124V122L124 121H122V122H117V126H115L113 129H118V131L119 132H123L122 131V129H124V130H127L128 128H126L125 126H123ZM129 124H132V123H129ZM129 124H126L127 125V127H129L128 125ZM77 125V124H76ZM79 125L77 126V127H79ZM110 125V124H109ZM154 125V124H153ZM232 125V124H231ZM123 126V127H122ZM131 126V125H130ZM148 126H150V125H148ZM174 126H176V125H174ZM197 126V125H196ZM199 126V125H198ZM197 126V127H198ZM248 126V125H247ZM2 127V126H1ZM18 127V126H17ZM52 127V126H51ZM49 128V129H47L46 131H44V132H42L41 131V133H40V135L41 136H46L47 138H52V140H51V143H52V145L53 146H55L58 142H61L62 140H64L65 139V135H66V133L69 131L68 129H65L64 131H62V130H59V129H56V128ZM112 127V126H111ZM110 127V128H111ZM132 127V126H131ZM173 127V126H172ZM171 127V128H172ZM199 128V127H198ZM112 129V130H113ZM130 129V128H129ZM9 130V131H8ZM14 130V129H13ZM79 130V129H78ZM96 130V132H98ZM130 130H132V129H130ZM150 130V129H149ZM151 130L153 131V136H152V138L149 140V143H148V145L151 147V149H152V151H151V157L148 159L150 162H151V160L153 159V158H156V160H158V165H155V167H158L157 169V171H153V169L152 168H150V166L149 165H146V164H144L145 163V161L143 160V159H139L138 160V157H140L141 156V154H139V152H140V150H142L143 149V147L142 146H139L137 143L136 144H132V143H128L127 145H125V146H121V147H119V148H116V150H115V152L114 153H112V152H110V155H111V159H113V160H110V161H112L111 162V164L112 165H115V164H118V166L120 165V161L122 162V167H124L123 168V170H124V172L125 171H129V170H133V172H129L128 173V175H136V174H140L141 175V177H146L148 180L150 179V181H154V179H156V178H158V179H160L162 182H164V184H163V186L165 185V186H167L168 188V190L167 191H171L172 189H171V186H172V184H173V180H174V177H175V173L173 172V171H171L170 169L169 170H167L166 172H165V174H162V169L163 168H169L170 166L169 165H171V163H172V158H170L169 156L170 155H168L167 153H168V150L166 151V149H169V147L171 146H164V144H161V142H160V140L162 139V138H159L158 136L159 135H162V134H160L159 132L160 131H158V132H156V128L155 127H153V128H151ZM168 130V129H167ZM204 130L205 131H207V130H209V132L211 131V133H209V134H207V133H205L204 132ZM225 130V129H224ZM5 131V132H4ZM197 131V130H196ZM195 131V132H196ZM217 131V132H216ZM223 131V130H222ZM227 131L223 134L224 136L227 134ZM233 131V130H232ZM235 131V130H234ZM10 132H12V131H10ZM173 132V131H172ZM193 132H194V130H193ZM199 132V131H198ZM197 132V133H198ZM39 133V132H38ZM64 133V134H63ZM110 133V132H109ZM135 133V132H134ZM157 133H159V135H157ZM175 133V132H174ZM114 134V133H113ZM151 134V133H150ZM150 134H148V135H150ZM168 134V133H167ZM247 134H249V140H248V138H247ZM39 135V136H40ZM70 135V134H69ZM129 135L130 134H128V138H129ZM136 135V134H135ZM147 135V134H146ZM146 135H144V136H146ZM152 135V134H151ZM150 135V136H151ZM188 135H189V137H188ZM38 136V135H37ZM36 136V137H37ZM52 136V137H51ZM134 136V135H133ZM224 136H223V138H224ZM250 136H252V137H250ZM33 137V136H32ZM31 137V138H32ZM148 137V136H147ZM168 137V136H167ZM178 137V136H177ZM15 138V137H14ZM30 138V140H28V143H26V146H29V144L31 143V141H32V139L34 138H32L31 139ZM135 138V136L133 137V139ZM142 138V140L144 141V137H141ZM141 138H139V139H141ZM191 138V137H190ZM40 139V138H39ZM89 139H91V138H88L86 141H88ZM120 139V138H119ZM131 139V136H130V138H129V140ZM136 139H138V137L136 138ZM138 139V140H139ZM147 139V138H146ZM145 139V140H146ZM170 139V138H169ZM233 139H235V140H233ZM262 139H264V137L262 138ZM58 140H61V141H58ZM121 140V139H120ZM138 140H136V141H138ZM38 141V140H37ZM86 141H85V144H86ZM130 141H132V139L130 140ZM135 141V140H134ZM141 141V140H140ZM142 141V142H143ZM128 142V141H127ZM141 142V143H142ZM219 142V141H218ZM259 142V141H258ZM261 142V141H260ZM264 142V141H263ZM12 143H13V141H12ZM44 143V142H43ZM66 142H63V143H59V144H57L56 145V148L57 147H59V146H63L64 144H65ZM103 143V142H102ZM216 143V142H215ZM262 143V142H261ZM8 144V143H7ZM35 144V143H34ZM37 144V143H36ZM84 144V145H85ZM140 144V143H139ZM10 145V144H9ZM83 145V146H84ZM104 145V144H103ZM103 145H101V146H103ZM16 146V145H15ZM81 146V145H80ZM80 146H78L77 147V151L80 153V154H82V155H84V156H91V155H93V154H95L96 152H98L102 147H100V149L99 150H96L95 152H93L92 154H87V153H83L81 150H82V148H83V146L80 148ZM132 146H135L136 147V149L134 150V151H132L131 149H132ZM146 146V145H145ZM162 146V147H161ZM243 148H242V147ZM7 147V146H6ZM202 147V146H201ZM31 148V147H30ZM14 149H16V148H14ZM203 149V148H202ZM189 150V151H190ZM7 151V150H6ZM188 151V152H189ZM203 151H204V149H203ZM10 152H11V149L9 150V151H7V152H2V153H0V158H2L1 156H3V158H2V162L4 161V159H6V157H5V154H10ZM205 152V151H204ZM24 153H25V150H24ZM195 153V152H194ZM26 155H29V156H32L31 155V152H30V150H27V152L25 153ZM172 154V153H171ZM193 154V153H192ZM8 156V155H7ZM159 156H162V158H160V159H158V157ZM184 156H186V155H184ZM194 156V155H193ZM177 157H178V155H177ZM183 158V156H180V158ZM30 158H32V157H30ZM175 159V158H174ZM187 159H189L187 156L185 157V160H182V159H179V161L177 162V160H176V162H177V164L174 162L175 160H173V162L177 165V166H179V168L180 167H182L183 165H184V162H186L187 161ZM192 159H193V157H192ZM7 160V159H6ZM1 161V160H0ZM19 160H17L15 163H14V165L12 166V172H13V174H17V173H19V170L18 169H16V164H17V162H18ZM192 161V160H191ZM236 162L237 163H239V165H236ZM244 162V163H243ZM6 163H8L7 161L5 162V164ZM152 163V162H151ZM200 164V163H199ZM208 164V165H207ZM260 165V170H258L257 168H258V166H257V168L255 167L256 165ZM1 166V165H0ZM117 165L115 166V168H117L118 170H121V168H120V166L118 167ZM152 166H153V163H152ZM237 166H240L241 168L237 171V172H235L234 171V169L237 167ZM173 167H174V165H173ZM187 168V167H186ZM70 170V169H69ZM68 170V171H69ZM122 170V171H123ZM68 171H65V172H67L66 173V175H70V176H72V177H74L75 176V172L74 171H72L70 174H69V172ZM165 171V170H164ZM163 171V172H164ZM181 171V170H180ZM235 173H234V172ZM119 172V171H118ZM193 172V171H192ZM248 172H250L251 173V175L252 176H250V177H245V180H244V178H243V175L244 174H247ZM2 173V172H1ZM186 173V172H185ZM242 174V175H241ZM165 176H167V178H168V180L165 178ZM245 176V175H244ZM248 176V175H247ZM3 177V176H2ZM110 177V176H109ZM109 177L108 178H105V180H109V182H110V186L109 187H107V185H106V181H105V184L101 181V184H102V186H104L103 188L104 189H102L98 184H92V186H91V188H87L89 191L87 192H85V193H83L84 191L83 190H81L79 187H77L76 185H74V184H72V194H73V196H75L76 197V199H74V198H71V193L70 192H68V193H65V192H62V194H63V197L62 198H59L58 196H56L55 197V200H54V202H63V201H66V203H71L72 201H75L76 203H79L80 202V200H78L77 201V199H80V198H82V197H86L87 198V200H90L91 199V203H94V207H96V206H98V205H102V206H104L105 205V199H103V202H104V205H103V203H102V201L101 200H99V199H95L94 197H100L101 196V193H103V190L104 191H107V192H111V191H117V190H119L120 189V187L119 186H117V185H119V183L117 182V181H115L114 183H113V181L114 180H112V178H110L109 179ZM116 178L117 177H115V178H113V179H115L116 180ZM120 178H123V177H121L120 176ZM99 179H102V178H99ZM118 179V178H117ZM123 179H121V181H122ZM146 182V181H145ZM94 183V182H93ZM112 183H113V185H112ZM123 183V182H122ZM150 183V182H149ZM100 184V183H99ZM100 184V185H101ZM162 183H160V181L158 182V183H156V185L158 186V185H161ZM65 185V184H64ZM88 186H90V185H88ZM151 186H153V185H151ZM59 187L61 188V189H63L64 188V186L63 185H59ZM58 187V188H59ZM161 187V186H160ZM199 188V190L200 189H202L201 190V192H200V194L201 195H198V198L195 200V203H194V205L193 206H191L190 205V203H189V201H190V198L191 199H194L195 197H196V193L199 191V190H197L196 188ZM157 188H159V187H157ZM172 188H173V186H172ZM51 189H53V188H51ZM50 189V190H51ZM34 190V189H33ZM37 190V189H36ZM41 190V189H40ZM49 190V191H50ZM47 191V190H46ZM67 191H69V190H67ZM156 191V190H155ZM166 191V192H167ZM38 192V191H37ZM101 192V193H100ZM18 193V192H17ZM29 193V192H28ZM53 192L52 191H50V195L52 194ZM165 193V192H164ZM31 195L33 194V193H30ZM30 194H29V196H30ZM39 194V192L37 193V194H35L36 196H34L35 198H32L31 200H30V202H33V203H35V202H39V203H41V204H44V205H46L47 207H50V204H47L45 201H43L42 200V202L40 201L41 200V198H39V196H42V195H38ZM54 194H55V192H54ZM153 194H155L154 192H153ZM157 194H158V192H157ZM115 195V194H114ZM164 195V194H163ZM163 195L162 194H160L159 196H162L163 197ZM28 196V197H29ZM59 196H61V194L59 195ZM27 197V198H28ZM247 197V198H246ZM42 198H44L45 199V197H42ZM72 199H74V200H72ZM150 199V198H149ZM214 199H216L217 200V202H215V203H217L215 206H214V208H216V209H218V211H216V213L214 214L213 213V217L211 218V219H209V217H208V213H207V206H208V203H209V206H213L214 204H213V200ZM51 200V199H50ZM147 200H148V198H147ZM96 201H98V202H100V203H98V205L96 204ZM155 201V200H154ZM157 201H158V199H157ZM263 201V200H262ZM26 202V201H25ZM24 202V203H25ZM49 202V201H48ZM51 202H53L52 200H51ZM144 202H145V200H144ZM144 202H142L141 204H143ZM148 202V201H147ZM164 202V201H163ZM29 203V202H28ZM50 203V202H49ZM148 203H151V205L150 206H148L147 208H146V210L145 211H149L150 213H151V211H152V213H155L154 215H157L158 216V212H156V211H154V209L156 210V208L158 207H156L155 206V203L156 202H148ZM162 203V202H161ZM166 203V202H165ZM263 204H262V207H261V215H260V228L259 229H261L262 231H263V233H262V235L260 236V239H261V244L262 245H260V247H263L264 248V202H262ZM36 204V203H35ZM63 204H65V203H63ZM139 204V206H140V203H138ZM56 205V204H55ZM89 205V204H88ZM87 205V206H88ZM145 204H143L142 206L143 207H146V205H147V203H146V205L144 206ZM159 205V204H158ZM162 205H164V204H162ZM34 206V205H33ZM53 206H54V203H53ZM56 206H58V205H56ZM141 206V207H142ZM186 206H189V207H186ZM61 207V206H60ZM32 207H30V210L32 211V209H31ZM56 208V207H55ZM58 208V207H57ZM56 208V209H57ZM88 208V207H87ZM47 209V208H46ZM50 209V208H49ZM90 209V208H89ZM88 209V210H89ZM136 209V208H135ZM138 209V208H137ZM136 209V210H137ZM145 209V208H144ZM143 209V210H144ZM158 209V208H157ZM166 209V208H165ZM258 209V208H257ZM256 209V210H257ZM120 210V209H119ZM135 210V211H136ZM141 210V209H140ZM160 210V209H159ZM163 210V209H162ZM40 211V213H38V212H36L35 210H34V212L36 213V216H41V215H43L44 213H43V211L42 210H39ZM51 211V210H50ZM134 211V210H133ZM161 211V210H160ZM228 211H229V215L228 216H225L227 213H228ZM21 212V211H20ZM19 212V213H20ZM30 212V211H29ZM110 212V211H109ZM126 212V211H125ZM139 212H141V211H139V210H137V212L136 213H138L139 214ZM146 212V213H147ZM148 212V213H149ZM107 213V212H106ZM120 213V212H119ZM133 213V212H132ZM144 213V212H143ZM142 213V214H143ZM152 213L150 214L151 216H152ZM218 213V214H217ZM89 214V213H88ZM108 214V213H107ZM112 214H114V213H112ZM111 214V215H112ZM121 214V213H120ZM128 215L130 214V213H127ZM135 214V213H134ZM221 214H223V216L221 215ZM259 214H260V212H259ZM90 215V214H89ZM147 215V214H146ZM163 215V214H162ZM218 216V218H216L215 216ZM103 216V215H102ZM126 216V215H125ZM141 216V215H140ZM139 216V217H140ZM220 216H222V220L221 221H219L221 218H220ZM259 216V215H258ZM142 217V216H141ZM154 217V216H153ZM195 217H197V222L199 221V219H200V217H202L200 220H201V222L203 223V221H205V224L204 225H202V229H199L197 232H193V227H191L193 224L192 223H194V218ZM151 218V217H150ZM232 218V220H230V221H226V220H229V219H231ZM233 218H235L236 220H234ZM113 219V218H112ZM116 219V218H115ZM115 219H113V220H115ZM148 219V218H147ZM147 219L145 220V221H147ZM219 219V220H218ZM120 220H122V219H120ZM184 220V221H183ZM141 221V220H140ZM183 221V222H182ZM112 222V221H111ZM124 222V221H123ZM218 222H220V226H218L217 227V225H218ZM185 223V224H184ZM137 224H138V222H137ZM136 223H135V226H134V224H133V226H128V227H124V225L125 224H120L119 223V221H116L115 223H113V227H111L110 229L108 228V226L106 225V224H104V222H103V224L102 223H99L98 225H95L94 226V228L93 229H91L89 232H88V234H87V240H88V242H89V250L91 249H93L94 247H91V244L94 242V243H96L97 244V247L96 248H98L99 246H100V244H102V246L103 247H105V248H113V247H115V246H118V251L120 250V247H121V245H123L124 244V240H125V238H127V237H130V239H134V240H136L135 238H138L139 239V248H142V246L144 247V243H142V241H143V239H144V237L146 238V235H147V233H148V231L147 232H145V231H140V229H142V228H140L139 230H136L135 228L137 227V229L140 227H138V226H136L137 225ZM258 224V223H257ZM27 225V224H26ZM129 225H130V223H129ZM22 225H19V227L18 228H20ZM147 226V225H146ZM175 226V225H174ZM200 226V228H201V225H199ZM142 227H144L143 225H142ZM186 227V228H185ZM217 227V228H216ZM257 227V226H256ZM148 228H150V227H148ZM179 228H182V230H180ZM145 229V228H144ZM147 229V228H146ZM216 229V230H215ZM26 230V229H25ZM22 231H24V229H22ZM100 232V234H98ZM9 233V232H8ZM15 234V233H14ZM257 234V233H256ZM8 235V234H7ZM42 235V234H41ZM258 236H259V234H257ZM1 236V235H0ZM14 236V235H13ZM149 236V235H148ZM11 237V236H10ZM171 237H172V234H171ZM178 237V236H177ZM143 238V239H142ZM175 238V237H174ZM173 238V242L171 243L172 245H175L176 244V242H175V239ZM172 239V238H171ZM257 239V238H256ZM177 240V239H176ZM23 241V240H22ZM213 241H215V240H213ZM109 242V243H108ZM182 242V241H181ZM257 242V241H256ZM93 243V244H94ZM137 243V242H136ZM141 243H142V246H141ZM112 244H113V246H112ZM95 245V244H94ZM102 247V248H103ZM126 247V246H125ZM125 247H122V249L123 248H125ZM208 247V246H207ZM104 248V249H105ZM218 248V247H217ZM262 248V249H263ZM114 249V248H113ZM177 249V248H176ZM100 250H101V248H100ZM110 250V249H109ZM178 250V249H177ZM186 250V249H185ZM104 251V250H103ZM127 251V250H126ZM124 252L125 254L126 253H128V255H129V253L130 252ZM129 251H130V248H129ZM264 251V250H263ZM75 252V251H74ZM105 252V251H104ZM111 252V251H110ZM142 252V251H141ZM140 251L138 252V253H141ZM164 253V252H163ZM255 253V252H254ZM109 254H111V253H109ZM112 254H115V253H113L112 252ZM125 254H124V256L123 257H120L119 255L115 258V262H112V264L113 263H115V264H123L124 263V260H123V258L125 257ZM132 256H135L136 255V253H134V252H131L130 253ZM207 254V255H208ZM140 255V254H139ZM219 255H221V256H225V257H223L222 259H221V257L219 256ZM261 255V254H260ZM189 254L188 255H186V253H185V255H184V260H183V262L181 263V264H198V259H195V261L194 262H192L193 260V258L191 257V259L189 258ZM113 257V256H112ZM130 257V256H129ZM196 257V256H195ZM219 257V258H218ZM179 259V258H178ZM218 259H219V262H218ZM225 259V260H224ZM111 261H113L112 260V258H111ZM133 262V261H132ZM79 264V263H78ZM230 264H236L235 262H231Z\"/></svg>",
    "mask_w": 264,
    "mask_h": 264
},
{
    "label": "crops",
    "instance_id": "3",
    "mask_svg": "<svg viewBox=\"0 0 264 264\" xmlns=\"http://www.w3.org/2000/svg\"><path fill=\"white\" fill-rule=\"evenodd\" d=\"M242 0H240V1H238V0H236V5H233L232 6V3H233V0H227V2H225V1H223L222 0V3L220 4V6H219V9H220V12H218V14H217V12H215L217 9H214L213 7H211L212 6V4H214L213 2H216V5L218 4V2H219V0H210L209 2V10H212L213 12H214V14L215 15H222L224 12H226L227 10H229V9H231V13L235 10V12H233V14H235V13H237V12H239V11H246V10H250L251 8H246V7H244L243 6V2H241ZM262 1V0H261ZM261 1L258 3V5L261 3ZM240 3V4H239ZM229 5V6H228ZM233 7H234V9H233ZM237 7V8H236ZM254 8V7H253ZM231 13H229V15H232ZM262 16V17H261ZM259 17H261V18H264V15H259ZM244 23H247L246 22V20L244 19V21L242 22V24H244ZM245 25V24H244ZM257 25V24H256ZM220 29V28H222V26H219V27H217L216 29ZM23 34H26V33H28L25 29H22V30H20ZM23 34H19V33H17L16 34V37L18 38V37H20V36H23V38H22V41L25 43V42H28V41H30V39H31V37H30V33H28V34H26L25 36H27L28 38L25 40V36L23 35ZM17 38H15V39H17ZM16 41H19V40H16ZM26 44V43H25ZM261 66H263L264 67V63H262V65ZM262 87H264V76L262 77V79H261V81L247 94V96L245 97V99H246V101H245V99H244V101H243V103L240 105H238L237 106V112H240V110L242 111V108H243V104H244V102H245V105L249 102V100L251 99V100H253V99H255V101L253 102V106L251 107L252 108V110H251V112L250 113H248V116L250 117V116H252L254 119H251L252 117H248L249 118V121L248 122H246V124H245V126L243 127L242 126V124H243V122L242 123H240V125H241V128L243 127L244 129H250V127L252 126V128H251V130L250 131H253L254 132V130H255V128L256 127H253V123L252 122H257V120L259 119V118H261L262 120H264V103H262V96L260 97V98H257L256 96L258 95V94H261L262 93ZM244 96V95H243ZM243 98V97H242ZM242 101V100H241ZM240 106V107H239ZM239 107V108H238ZM263 113V114H262ZM242 114H243V112H242ZM90 120V119H89ZM254 120V121H253ZM252 121V122H251ZM248 125V126H247ZM259 126L264 130V122L263 123H260L259 124ZM97 127H99V126H97V125H95V128H97ZM90 128H92V126L91 127H88L87 129L88 130H91ZM237 132H240V128L238 127V130L236 131V133ZM264 137V136H263ZM262 137V138H263ZM262 138H260L259 140H257V141H253L252 143H251V145L250 146H248V147H251V151L253 152V155H255V154H257L256 153V149H257V151L259 150L260 151V148L261 149H263L264 148V139H262ZM233 140H235V139H233ZM259 141V142H258ZM262 143H261V142ZM66 144V143H65ZM64 144V145H65ZM64 145L63 146H59L58 148L59 149H64ZM108 150L109 149H106L103 153H101L99 156H98V158H103V160H105L106 162H107V164L106 165H112L111 164V162L112 161H108L110 158H111V155L108 153ZM31 152V151H30ZM11 154V153H10ZM14 158V157H13ZM12 158V159H13ZM12 159H10L9 161H10V163H11V160ZM19 162H23L24 163V166H23V168L25 169L26 168V166L28 165V163H27V160H25V159H23V158H21V160L19 159V161L17 162V164L19 163ZM16 164V165H17ZM106 165H102V166H99V168H97V170L98 171H100V172H105L106 170H110L111 172L114 170V169H117V168H115V167H113L112 169L110 168V166L106 169V168H104V167H106ZM21 170V169H20ZM22 171V170H21ZM110 172V173H111ZM109 173V174H110ZM106 176L105 178H108L109 177V175H107L106 173H99V172H95L94 173V176H96L98 179L99 178H104L103 176ZM72 181L70 182L71 184H74V185H76L77 187H80V189L81 190H83L84 191V189H87L86 187H85V185H83V184H81V182H82V178H83V176L81 175V174H78V173H75V176L74 177H72V176H68ZM57 186V185H56ZM56 186H51L52 188L53 187H56ZM59 186V185H58ZM81 200L80 201H84V200H87V198L86 197H82V198H80ZM68 204H71V203H68ZM73 204H76V202L75 201H73ZM62 205H63V203H62ZM61 205V206H62ZM108 205V204H107ZM67 212L68 211H70L69 209H65ZM22 211V210H21ZM18 213V212H17ZM17 213H10V214H6L5 216H3V215H1L0 214V217L2 218V219H4L3 220V222H2V224L3 225H6L7 224V218L9 217H11V216H15ZM56 214V213H55ZM63 214V213H62ZM99 214V213H98ZM108 215V214H107ZM109 216V215H108ZM110 217V219H115V218H117L118 216H115L114 214L112 215V216H109ZM44 218H48V219H51L50 217H47V216H45L44 215ZM52 220V219H51ZM106 220H101L100 221V223H103L104 222V224H107V222H105ZM109 222V221H108ZM116 222V221H115ZM115 222H112V223H115ZM98 223V222H97ZM97 223H95L94 225H96ZM120 224H122L121 222H119ZM93 225V226H94ZM111 227H113V224H111V225H109L108 226V228L110 229ZM22 226L20 227V228H18V229H9V231H11L12 233H9L8 235H7V232H3V233H1L0 235V238H3L4 240H6L7 238H11L13 235H15V234H19L20 233V231L22 230ZM149 231V230H148ZM15 234H14V233ZM11 236V237H10ZM87 241V243H86V249L84 250V245H82L81 246V249H76V248H73V250H72V252L74 253V251L75 252H82L81 254H77V255H68V253H66V252H63V254L65 255V256H63V255H60V256H58V258L59 259H56L57 261H55V262H53L54 264H64V262H65V259H67V258H69V261H71L72 262V264H78V262H79V264H104V262L102 261V259H104V257H103V254H102V252L101 251H99L97 254H94V253H91L90 251H89V242H88V240H86ZM141 249V248H140ZM71 252V253H72ZM101 252V254H102V256L100 257V258H97L98 257V254ZM6 255L5 256H1L0 257V259L2 260V258H13L12 259V263L11 264H15V256H20L21 254L19 253V254H15V253H8V252H6L5 253ZM94 254V255H93ZM128 253H126L125 255H127ZM167 253H165L164 255H166ZM25 256H21V257H18V261H19V264H22V260L21 259H23ZM72 257V258H71ZM28 259V258H27ZM40 259H42V258H40ZM42 260H44V259H42ZM45 260H47V259H45ZM44 260V262H45V264H50V263H52V261H48V263H46V261ZM17 261V262H18ZM165 261V258H164V260H163V262Z\"/></svg>",
    "mask_w": 264,
    "mask_h": 264
},
{
    "label": "water",
    "instance_id": "4",
    "mask_svg": "<svg viewBox=\"0 0 264 264\" xmlns=\"http://www.w3.org/2000/svg\"><path fill=\"white\" fill-rule=\"evenodd\" d=\"M102 145V140L99 138H91L88 141H86V144L82 148V152L85 154H92L96 150H99ZM24 165L23 162H19L16 165V169H20Z\"/></svg>",
    "mask_w": 264,
    "mask_h": 264
}]
</instances>
